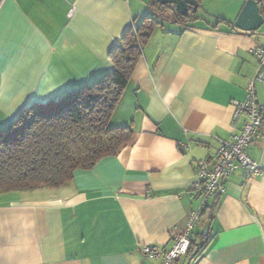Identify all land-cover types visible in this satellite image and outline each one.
<instances>
[{"label": "crops", "instance_id": "0c3cea01", "mask_svg": "<svg viewBox=\"0 0 264 264\" xmlns=\"http://www.w3.org/2000/svg\"><path fill=\"white\" fill-rule=\"evenodd\" d=\"M244 1L224 22L158 21L109 118L133 141L59 186L0 193V264H160L142 245L172 246L199 203L198 163L210 166L245 118L232 124V101L246 96L264 34L233 26ZM143 3L0 0V127L106 75L123 33L149 16ZM255 89L264 105V83ZM246 151L264 165V131ZM188 236L176 264H264V174L234 171Z\"/></svg>", "mask_w": 264, "mask_h": 264}, {"label": "trees", "instance_id": "16d2710c", "mask_svg": "<svg viewBox=\"0 0 264 264\" xmlns=\"http://www.w3.org/2000/svg\"><path fill=\"white\" fill-rule=\"evenodd\" d=\"M145 1L154 15L126 29L121 43L109 53L113 68L106 75L58 99L31 102L16 119L0 127V193L59 186L75 170L90 169L133 141L130 126H111L109 118L141 56V45L158 24L159 14L178 22L196 18V10L182 16L173 5ZM256 1L264 16V0ZM262 131L264 105L257 136Z\"/></svg>", "mask_w": 264, "mask_h": 264}, {"label": "built area", "instance_id": "2783aa9c", "mask_svg": "<svg viewBox=\"0 0 264 264\" xmlns=\"http://www.w3.org/2000/svg\"><path fill=\"white\" fill-rule=\"evenodd\" d=\"M251 52L256 56L257 67L252 79L246 87V96L241 101H232V124L244 115L240 131L230 139L220 141L216 156L209 163L201 160L196 169V179L193 187L199 194V203L192 208L186 216L183 230L176 234L169 249H161L156 245H142L141 252L151 258L159 257L160 264H176L177 260L187 252L190 239L189 232L207 206L210 196L225 191L227 178L237 169H241L245 180L254 175L264 174V165L250 158L246 147L257 137L261 122L263 105L258 103L255 83H264V44L251 47Z\"/></svg>", "mask_w": 264, "mask_h": 264}, {"label": "water", "instance_id": "95a60500", "mask_svg": "<svg viewBox=\"0 0 264 264\" xmlns=\"http://www.w3.org/2000/svg\"><path fill=\"white\" fill-rule=\"evenodd\" d=\"M160 4L173 5L176 12L182 16L190 11L197 10L198 0H154ZM264 24V16L260 12L256 0H245L235 20L233 26L241 31L256 33Z\"/></svg>", "mask_w": 264, "mask_h": 264}, {"label": "rangeland", "instance_id": "374dc122", "mask_svg": "<svg viewBox=\"0 0 264 264\" xmlns=\"http://www.w3.org/2000/svg\"><path fill=\"white\" fill-rule=\"evenodd\" d=\"M146 2V1H145ZM237 0H201L200 6L197 9L196 13L197 16H210L211 18L218 20L219 18H222L221 14L223 13H229L232 12L237 7ZM143 7L145 9L146 15H154L153 10L146 4L143 3ZM216 16V18H214ZM144 17V15H143ZM142 17V18H143ZM163 18H168V14L165 15H157L156 19L157 21H162ZM140 24V22H138ZM260 34H264V24L261 25V27L258 29Z\"/></svg>", "mask_w": 264, "mask_h": 264}]
</instances>
